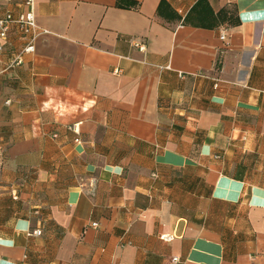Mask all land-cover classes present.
I'll use <instances>...</instances> for the list:
<instances>
[{
    "label": "crops",
    "instance_id": "obj_1",
    "mask_svg": "<svg viewBox=\"0 0 264 264\" xmlns=\"http://www.w3.org/2000/svg\"><path fill=\"white\" fill-rule=\"evenodd\" d=\"M34 11L33 52L0 38V264H264V0Z\"/></svg>",
    "mask_w": 264,
    "mask_h": 264
},
{
    "label": "built area",
    "instance_id": "obj_2",
    "mask_svg": "<svg viewBox=\"0 0 264 264\" xmlns=\"http://www.w3.org/2000/svg\"><path fill=\"white\" fill-rule=\"evenodd\" d=\"M25 5L28 9L19 14H14L10 11L5 12L3 15H0V38L5 39L8 36V33L12 29V27L16 26L23 34L29 36L28 42L25 47L22 49L21 53L25 52H33L35 50V40L36 38L44 33L45 31L39 28L36 23L34 4L35 0H24ZM1 49V46H0ZM18 59H20V55ZM2 160L0 158V164ZM93 226H96V223H93ZM41 229L36 228L29 232L32 235H40ZM164 239H171L172 236L162 235ZM177 258H174L176 260Z\"/></svg>",
    "mask_w": 264,
    "mask_h": 264
},
{
    "label": "trees",
    "instance_id": "obj_3",
    "mask_svg": "<svg viewBox=\"0 0 264 264\" xmlns=\"http://www.w3.org/2000/svg\"><path fill=\"white\" fill-rule=\"evenodd\" d=\"M162 2H163V1H161L160 6H161ZM132 3L136 5V2H135V3L132 2ZM164 4H165V3H163L162 5H164ZM160 6H159V11H160Z\"/></svg>",
    "mask_w": 264,
    "mask_h": 264
}]
</instances>
